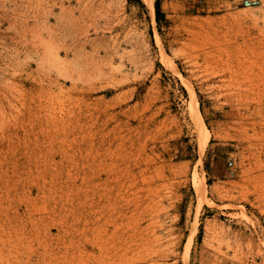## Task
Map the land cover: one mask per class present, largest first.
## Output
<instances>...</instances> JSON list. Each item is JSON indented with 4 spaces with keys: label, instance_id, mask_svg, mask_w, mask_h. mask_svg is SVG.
Wrapping results in <instances>:
<instances>
[{
    "label": "rangeland",
    "instance_id": "rangeland-1",
    "mask_svg": "<svg viewBox=\"0 0 264 264\" xmlns=\"http://www.w3.org/2000/svg\"><path fill=\"white\" fill-rule=\"evenodd\" d=\"M0 264H264V0H0Z\"/></svg>",
    "mask_w": 264,
    "mask_h": 264
},
{
    "label": "built area",
    "instance_id": "built-area-1",
    "mask_svg": "<svg viewBox=\"0 0 264 264\" xmlns=\"http://www.w3.org/2000/svg\"><path fill=\"white\" fill-rule=\"evenodd\" d=\"M245 4L250 5V4H256L258 3V0H244Z\"/></svg>",
    "mask_w": 264,
    "mask_h": 264
},
{
    "label": "bare ground",
    "instance_id": "bare-ground-1",
    "mask_svg": "<svg viewBox=\"0 0 264 264\" xmlns=\"http://www.w3.org/2000/svg\"><path fill=\"white\" fill-rule=\"evenodd\" d=\"M191 91H192V90H191ZM192 96H193V93H192ZM196 110H197V109H196ZM197 113H198V112H197ZM195 116H196V115H195ZM196 117H197V116H196ZM196 117H195V120H197ZM199 118H201V117H199ZM200 120L202 121V119H200ZM202 122H203V121H202ZM199 123H200V122H199ZM202 124H203V123H202ZM201 127H202L203 130L206 129L204 125H202ZM203 181H204V180H203ZM204 184H205V183H204ZM204 184H203V185H204ZM204 186H205V185H204Z\"/></svg>",
    "mask_w": 264,
    "mask_h": 264
}]
</instances>
